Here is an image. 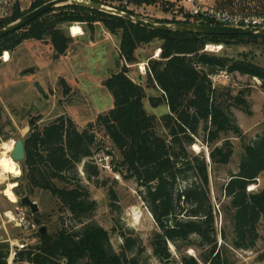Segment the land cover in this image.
<instances>
[{
  "label": "trees",
  "instance_id": "16d2710c",
  "mask_svg": "<svg viewBox=\"0 0 264 264\" xmlns=\"http://www.w3.org/2000/svg\"><path fill=\"white\" fill-rule=\"evenodd\" d=\"M134 1L138 5L158 2ZM231 2L235 4L236 0ZM25 15L17 11L1 23L0 29ZM98 22L113 35L122 32L120 53L131 65L137 63L138 46L155 39L163 41L160 59L150 62L148 80L163 92L169 113L161 118L147 113L145 89L129 77L125 66L105 81L104 87L112 95L114 107L98 118V124L120 154L117 165L120 174L125 180L135 181L142 201L162 230L151 240L154 255L160 260H169L167 243L171 242L179 251L192 247L202 250L198 259L182 255V264H226L218 240L220 236L229 237L224 228L219 231L216 227L218 215L211 198L210 176L212 171L228 166L234 157L235 147L229 136L244 139L232 108L247 113L250 110L244 99L236 98L235 103H228V94L218 92L208 78L218 71L240 74L258 79L264 92V67L203 50L209 43L229 46L238 41H264V35L155 31L118 16L64 6L0 40V58L10 43L20 45L30 40L48 41L63 56L73 42L66 34V25L80 23L93 28ZM20 31L26 32L25 35L12 39ZM200 132L204 133L203 143L210 150V162L203 153L195 154L191 150ZM24 142L25 172L20 192L29 197L50 195L59 211L68 212L70 222L76 224L68 225L66 218L60 217V228L52 234L39 233V244L17 250L13 264H139L137 254L143 253L144 248L138 237L121 231L123 244L115 252L110 244V232L94 221L97 202L83 183L85 180L97 188H106L107 181L100 182L101 171L91 161L98 145L92 124L79 132L72 119L64 116L44 128L32 119ZM79 165H83L82 178ZM263 174L264 132L245 146L238 173H230L222 187L229 201L223 210L232 223L231 247L235 250H253L261 239L264 190L249 191V187L257 185ZM111 183L107 190L113 208L119 201L115 190L118 182ZM169 217L173 228L167 230L165 219ZM46 222L39 213L33 216V224L39 228ZM9 255L10 245L0 242V264H8Z\"/></svg>",
  "mask_w": 264,
  "mask_h": 264
},
{
  "label": "rangeland",
  "instance_id": "374dc122",
  "mask_svg": "<svg viewBox=\"0 0 264 264\" xmlns=\"http://www.w3.org/2000/svg\"><path fill=\"white\" fill-rule=\"evenodd\" d=\"M147 5L145 12L135 14V17L160 24H191L185 19L184 10L164 2ZM208 6H214L220 11L236 14L264 15V0H209ZM140 12V11H139ZM168 23H164L166 21ZM189 21V22H187ZM76 24V23H75ZM80 24V23H79ZM201 24V22L194 23ZM66 25V34L70 36ZM82 25L84 35L72 38L67 52L60 56L48 41H23L20 45L9 44V48L2 52L8 53L10 61L3 63L0 60V146L3 143L25 140L30 131L32 119L38 121L40 128L58 117L64 116L72 119L79 132H84L89 124H92L97 136L95 154L110 152L114 155L116 165L121 157L111 140L106 136L102 127L98 124L100 115L106 114L114 107V99L104 87V83L112 75L118 73L123 67L128 68L129 77L144 87L146 98L144 106L149 115L161 118L169 113L167 103L164 102V94L159 87L148 80L149 65L152 60H158V50L162 52L163 41L155 39L149 44H143L135 50L136 64H128L120 53L121 34H111L101 22L94 24L93 28ZM26 32L20 31L12 39H19ZM211 47V50H207ZM220 48V49H218ZM203 52L217 56H227L234 60L251 62L264 67V41L235 42L229 46L209 43ZM159 54V55H160ZM220 72V71H218ZM227 72V71H225ZM217 73V72H216ZM228 73V72H227ZM230 80H220L216 84L218 92L224 91L228 103H235L236 98L244 99L248 104L250 113L237 108H232L237 123L242 129L244 139L241 141L233 135L229 139L235 147V154L231 163L226 167H220L212 171L210 176V192L213 205L217 212L216 227L219 231L226 230L228 239L221 236L218 240V248L224 253L226 264H264V221L259 227L261 239L255 249L235 250L231 247L232 223L227 218L223 208L229 204L222 187L228 181L230 173H238L245 146L257 135L264 132V92L260 89L261 82L240 74H230ZM210 76V75H209ZM209 79V78H208ZM210 80V79H209ZM38 86L42 88L39 91ZM204 133L200 132L196 144L198 149L191 146L195 154L203 153L208 160L210 150L203 143ZM83 165L78 166L79 176L83 177ZM7 181H0V242L10 245L8 264H13L16 251L21 245L26 248L38 245L39 233L45 228L46 233L52 234L60 228L59 218L64 217L68 225L70 215L66 211H59L60 207L50 195L31 196L37 203L46 222L42 227L33 224V216L26 208H20L18 203H11L3 194L6 185L17 184L14 192L18 199L24 197L20 192L22 176L18 179L10 177ZM84 179V178H83ZM107 186L95 187L84 180L83 185L88 186L92 199L97 202V211L94 221L110 232V244L115 252L120 251L123 244L121 231L128 236L139 238L144 252L137 254L139 264H182L181 256L186 254L196 259L200 257L202 250L188 248L178 250L171 242L167 243L171 254L169 260L158 259L151 247V240L156 233H162L151 213L149 212L134 180H121L115 188L119 201L111 208L107 188H110V174L101 172L100 182H106ZM6 182V183H5ZM256 190H264V174L257 181ZM251 191V190H249ZM142 212L141 218L136 221L135 213ZM221 212V213H220ZM66 224V226H67ZM116 228V230H114ZM172 222L168 229H172ZM43 234V233H42ZM194 240L197 238L194 236ZM139 248V247H138Z\"/></svg>",
  "mask_w": 264,
  "mask_h": 264
},
{
  "label": "built area",
  "instance_id": "2783aa9c",
  "mask_svg": "<svg viewBox=\"0 0 264 264\" xmlns=\"http://www.w3.org/2000/svg\"><path fill=\"white\" fill-rule=\"evenodd\" d=\"M56 0H0V25L3 21L10 19L17 11L20 13L28 14L43 5L51 3ZM87 2H95L102 4L104 6L123 11L126 13H136L139 14L147 10V5H138L134 0H85ZM159 2H164L176 7H180L184 10L185 19L192 22H201V24L218 25L231 28H242V29H264V15H248V14H236L227 11H220L214 6H208L207 1L209 0H158ZM59 7H64L59 6ZM140 11V12H139ZM135 16V14L133 15ZM142 19V18H141ZM74 28L81 30L80 34L74 33ZM69 34L72 38H77L84 35L82 25L76 23L68 28ZM220 49V48H218ZM207 50H211L208 47ZM160 51L158 50L157 58L160 56ZM5 54L1 56L0 60L3 63H7L10 60L5 57ZM209 79L213 85L220 80L229 81L230 76L225 71H220L209 76ZM91 161L98 169L103 173L110 174L112 180L120 181L121 174L118 166L116 165L115 157L110 152H103L99 154H94L91 157ZM147 209V208H146ZM25 245L20 246V250H23ZM16 254L13 253L12 256Z\"/></svg>",
  "mask_w": 264,
  "mask_h": 264
},
{
  "label": "water",
  "instance_id": "95a60500",
  "mask_svg": "<svg viewBox=\"0 0 264 264\" xmlns=\"http://www.w3.org/2000/svg\"><path fill=\"white\" fill-rule=\"evenodd\" d=\"M79 6L90 10L99 11L102 13H106L113 16H118L123 19H126L129 22H132L138 26L144 27L149 30L155 31H170L176 33H183V34H198V35H264V29H242V28H231V27H224L218 25H209V24H160L149 22L143 20L141 18L135 17L129 13L119 11L107 6H104L99 3L95 2H87L85 0H56L46 5L41 6L40 8L32 11L16 22H13L6 26L5 28L0 29V40L7 37L8 35L15 33L24 27L28 26L30 23L38 19L43 14L55 9L59 8V6ZM40 92H42V88L38 86ZM11 158L19 164L22 173L24 174V161L26 158L25 152V142L24 140H18L15 143V147L11 153ZM208 161L210 162V157L208 156ZM18 206L20 208H26L28 213L34 215L39 213L40 208L37 203L33 202L29 196H24L18 199ZM165 222L167 227L170 226L171 218H166ZM42 233L45 234L46 229H41Z\"/></svg>",
  "mask_w": 264,
  "mask_h": 264
},
{
  "label": "bare ground",
  "instance_id": "6f19581e",
  "mask_svg": "<svg viewBox=\"0 0 264 264\" xmlns=\"http://www.w3.org/2000/svg\"><path fill=\"white\" fill-rule=\"evenodd\" d=\"M75 34H80L81 30L78 28H74ZM5 57L10 60V56L8 53L5 54ZM15 147V142L10 141L3 143L0 146V181H4L3 178L7 181L10 178L18 179L22 176V170L12 158L11 153ZM195 149H198V146H194ZM6 183V182H5ZM17 184L15 183H8L3 190L4 196L11 202V203H18V198L15 195V188ZM249 190L254 191L256 190V186H250ZM135 220L138 221L141 218L142 212L137 211L135 214Z\"/></svg>",
  "mask_w": 264,
  "mask_h": 264
},
{
  "label": "crops",
  "instance_id": "0c3cea01",
  "mask_svg": "<svg viewBox=\"0 0 264 264\" xmlns=\"http://www.w3.org/2000/svg\"><path fill=\"white\" fill-rule=\"evenodd\" d=\"M258 180H260V179H258Z\"/></svg>",
  "mask_w": 264,
  "mask_h": 264
}]
</instances>
